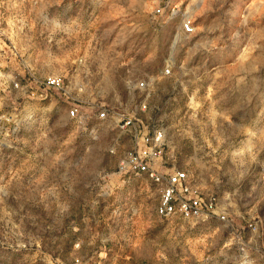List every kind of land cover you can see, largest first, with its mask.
<instances>
[{"label": "rangeland", "instance_id": "1", "mask_svg": "<svg viewBox=\"0 0 264 264\" xmlns=\"http://www.w3.org/2000/svg\"><path fill=\"white\" fill-rule=\"evenodd\" d=\"M245 3L0 0L5 73L29 85L0 105L19 125L0 151V264H241V216L264 227V0L250 2L256 17L229 15ZM48 75L85 81L83 97L108 117L89 105L85 122L69 117ZM116 113L135 117L130 131ZM135 127L165 132L162 166L187 170L225 220L157 216L155 188L119 170ZM263 246L252 239L250 264H264Z\"/></svg>", "mask_w": 264, "mask_h": 264}, {"label": "built area", "instance_id": "2", "mask_svg": "<svg viewBox=\"0 0 264 264\" xmlns=\"http://www.w3.org/2000/svg\"><path fill=\"white\" fill-rule=\"evenodd\" d=\"M170 13L173 16L180 14L177 6H169ZM156 13L161 15L163 9L157 8ZM195 27L192 18L184 15L181 22V32L184 35L194 33ZM80 63L85 60L80 58ZM77 70V69H76ZM171 69L167 67L163 70L164 75H169ZM12 83L16 88L29 87L28 83L20 86L13 74H7L2 63L0 53V86ZM43 85L46 90L62 95L69 103L68 115L80 123L92 116L85 111L86 105L96 110V117L104 120L108 117V109L100 107L96 101L86 100L83 93L86 89V83L82 80L67 81L60 75L46 76ZM137 88L146 87L145 81L137 82ZM27 91V90H26ZM41 97L44 95L41 94ZM48 96H45V99ZM141 108L147 109V98L142 101ZM15 109V108H13ZM89 115V116H88ZM118 126L124 131H130L135 125V117L131 114L116 113ZM132 131V130H131ZM138 138L135 145L126 152L119 162V170L122 174L132 175L135 179H142L152 185L158 193V204L155 212L162 219L179 218L194 222H201L213 218L226 219L224 210L218 207V201L215 197H207L196 185L193 184L191 176L187 170L165 169L162 166L165 147V132L161 129L153 131L152 136L146 135L136 127L133 130ZM19 132V125L15 114L3 111L0 108V151L4 149H13ZM242 217V223L235 230L233 240L238 244L240 251L241 264H250L251 253L249 245L252 239L264 237V227L259 218ZM257 252L264 254L263 248H257Z\"/></svg>", "mask_w": 264, "mask_h": 264}, {"label": "crops", "instance_id": "3", "mask_svg": "<svg viewBox=\"0 0 264 264\" xmlns=\"http://www.w3.org/2000/svg\"><path fill=\"white\" fill-rule=\"evenodd\" d=\"M241 1V0H239ZM245 1V6L240 9L239 8V13H232L230 12L229 15H238V16H258L257 11L251 7L250 2L257 1V0H242ZM255 10V12H252ZM208 13H209V6H208ZM224 15H227L224 14ZM27 95V91L25 88H16L13 86L12 83L6 85V87H1L0 86V105L5 103V101H10L11 104L19 103L23 97ZM197 246L199 247V242H197Z\"/></svg>", "mask_w": 264, "mask_h": 264}]
</instances>
